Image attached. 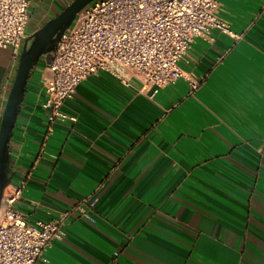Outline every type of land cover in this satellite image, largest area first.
Here are the masks:
<instances>
[{"label": "crops", "instance_id": "0c3cea01", "mask_svg": "<svg viewBox=\"0 0 264 264\" xmlns=\"http://www.w3.org/2000/svg\"><path fill=\"white\" fill-rule=\"evenodd\" d=\"M71 1L35 0L29 33ZM217 1L230 32L182 61L193 94L101 72L49 124L40 60L10 142L16 208L32 223L90 200L37 264H264V0ZM15 73L0 48L1 110Z\"/></svg>", "mask_w": 264, "mask_h": 264}, {"label": "built area", "instance_id": "2783aa9c", "mask_svg": "<svg viewBox=\"0 0 264 264\" xmlns=\"http://www.w3.org/2000/svg\"><path fill=\"white\" fill-rule=\"evenodd\" d=\"M35 0H0V48L12 50L18 64L30 35V11ZM217 0H94L76 17L52 51L43 79L47 96L43 107L49 124L71 119L62 111L82 81L101 72L126 87L140 81L159 89L180 78L190 82V94L200 82L187 76L182 61L197 39H213V33H229L218 15ZM4 109H0V120ZM51 130V127H49ZM24 184H9L0 206V264H37L46 248L61 240L63 227L81 205L59 212L50 220L27 222L16 208ZM84 212V211H83Z\"/></svg>", "mask_w": 264, "mask_h": 264}, {"label": "water", "instance_id": "95a60500", "mask_svg": "<svg viewBox=\"0 0 264 264\" xmlns=\"http://www.w3.org/2000/svg\"><path fill=\"white\" fill-rule=\"evenodd\" d=\"M92 1L94 0H72L24 42L0 120V206L4 189L11 184L14 174L10 164V142L25 100L28 81L42 58H46L49 63L51 53L64 32Z\"/></svg>", "mask_w": 264, "mask_h": 264}]
</instances>
